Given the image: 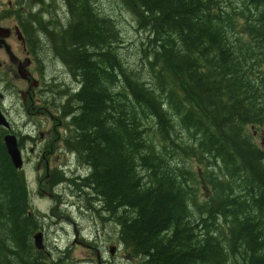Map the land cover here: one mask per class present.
Instances as JSON below:
<instances>
[{
  "label": "trees",
  "instance_id": "1",
  "mask_svg": "<svg viewBox=\"0 0 264 264\" xmlns=\"http://www.w3.org/2000/svg\"><path fill=\"white\" fill-rule=\"evenodd\" d=\"M61 1L66 23L57 9L21 15L35 56L49 48L78 83L54 105L80 172L55 174L50 187L74 180L143 264H264V146L254 139L264 0H113L118 10ZM125 14L140 34L135 54L122 43ZM6 132L0 125V264H52L34 246L39 217ZM15 134L19 145L31 138Z\"/></svg>",
  "mask_w": 264,
  "mask_h": 264
},
{
  "label": "rangeland",
  "instance_id": "2",
  "mask_svg": "<svg viewBox=\"0 0 264 264\" xmlns=\"http://www.w3.org/2000/svg\"><path fill=\"white\" fill-rule=\"evenodd\" d=\"M102 1L107 8L113 6L118 10L113 0ZM23 3L26 6L25 11L41 8L44 19L54 17V9H57L56 18L60 19L61 16L63 22L66 23V9L61 0L55 3L53 0H46L40 5H32L27 0ZM96 5L99 6L98 2ZM120 24L124 34L122 43L126 45L130 54H135L136 40L138 41L140 36L139 31L135 29V23L128 14L121 17ZM43 41L46 39L43 38ZM12 54L10 52L9 58ZM35 57L39 59L37 64L41 66V69L38 68V72L34 75L40 79L41 89L45 90L40 95L41 101L38 105L49 109L54 116L50 117L51 114L48 116L46 113H41L37 108L29 113L18 114L16 107L21 108V97L19 92H15L13 96L15 106L7 108L6 117L13 132L19 136L29 133L31 137L28 140L23 139L21 144L22 171L27 182L31 209L38 212L43 224L40 229L44 234L45 253L53 259L52 264H143L141 257L132 255L129 249L120 243L118 226L114 220L108 218L106 213L99 211L95 202L90 205L92 206L90 210L85 209L90 203L86 201L89 195L79 191L74 180H66L63 183L54 182L53 187H50L45 172L49 174V171H58L59 177L64 173L67 177H73L80 171L75 163L76 154L74 157L62 146V134L65 127L62 123L60 124L62 117L54 105L59 101V95L56 93H60L64 87L65 89L74 87L75 82L67 68L49 48L48 50L41 48L40 53ZM2 58L1 55L0 59ZM9 78L14 89L19 87L26 89V80L20 77ZM7 103H11L9 94L4 100V106ZM72 112L71 109L69 114ZM254 139L264 146V126L255 129ZM31 146L32 150L29 149ZM43 148L46 152L44 157ZM65 151L68 152L67 155ZM70 157L71 161H69ZM60 167H63L65 172H62ZM197 191L201 197L206 196L201 188ZM111 246L116 247L113 254L109 250Z\"/></svg>",
  "mask_w": 264,
  "mask_h": 264
},
{
  "label": "flooded vegetation",
  "instance_id": "3",
  "mask_svg": "<svg viewBox=\"0 0 264 264\" xmlns=\"http://www.w3.org/2000/svg\"><path fill=\"white\" fill-rule=\"evenodd\" d=\"M23 1L24 0H0V56H3V58L0 59V110L5 116L7 114V108L15 106V102H13L15 92H19L21 97V108L18 106L16 107V110L20 115L22 113H29L35 108H39L38 103L41 101L40 95L45 92V90L41 89L42 86L40 79L36 78L37 76L34 75V73L38 72V68L41 69V66L37 64L38 60L31 47V44L33 43L32 37L28 38L22 25L23 19L21 18V15L24 14L23 12H26V6ZM10 52L13 54L9 58ZM14 55L17 57L16 62L12 61V57L15 59ZM21 72H26L28 75L25 77L21 76ZM70 75L72 74L70 73ZM9 77H11V79L20 77V79L26 80V89L23 90L22 87L14 89ZM73 80L78 84L75 79ZM7 94L10 95L11 103H7L4 106V100L7 97ZM39 111L41 113H46L48 116L51 114L50 117L52 115L54 116V114L46 107H43ZM61 123L62 119H60V124ZM22 139L28 140V138L25 137ZM29 149L32 150L33 147L31 146ZM45 153L46 152L43 148V157L45 156ZM60 169L62 172H65L63 167H60ZM57 172L49 171V174L45 172L47 181L53 180Z\"/></svg>",
  "mask_w": 264,
  "mask_h": 264
},
{
  "label": "water",
  "instance_id": "4",
  "mask_svg": "<svg viewBox=\"0 0 264 264\" xmlns=\"http://www.w3.org/2000/svg\"><path fill=\"white\" fill-rule=\"evenodd\" d=\"M14 58L12 57V61L16 62L17 57L14 55ZM21 76H27L26 72H21ZM0 125L4 126L7 128V132L4 134V142L7 148V151L10 155V158L16 168H21L23 165V158L21 154V148L18 144V138L15 133L11 131V124L9 120L6 118L5 114L2 113L0 110ZM33 241H34V246L38 250H43L44 249V244H43V234L41 231H38L34 233L33 235ZM115 250V246L110 247V253L113 254Z\"/></svg>",
  "mask_w": 264,
  "mask_h": 264
},
{
  "label": "bare ground",
  "instance_id": "5",
  "mask_svg": "<svg viewBox=\"0 0 264 264\" xmlns=\"http://www.w3.org/2000/svg\"><path fill=\"white\" fill-rule=\"evenodd\" d=\"M67 115V114H66ZM67 119H69V118H67ZM68 152L70 151L71 152V154L72 155H74V157H75V154H76V156L77 157H75V160H76V162L75 163H77V168L80 170V164H81V158H80V156H79V154H78V152L75 150V149H73V150H67ZM66 151V155H67V152ZM72 158L70 157V160H71ZM79 161V162H78ZM80 172V171H79ZM146 178V177H145ZM86 201L87 202H90L89 204H88V207H85V209L86 210H90L91 209V207L92 206H90L91 204H92V198H90L89 196H88V199H86ZM37 216L39 217V221H38V227H39V229L43 226V224H42V222H41V217H40V215L38 214V212H37ZM117 224V223H116ZM118 225V224H117ZM41 230V229H40ZM110 250V249H109Z\"/></svg>",
  "mask_w": 264,
  "mask_h": 264
}]
</instances>
